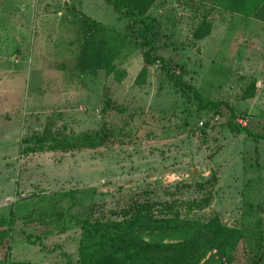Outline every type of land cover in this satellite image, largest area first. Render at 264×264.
Returning a JSON list of instances; mask_svg holds the SVG:
<instances>
[{
	"label": "rangeland",
	"instance_id": "rangeland-1",
	"mask_svg": "<svg viewBox=\"0 0 264 264\" xmlns=\"http://www.w3.org/2000/svg\"><path fill=\"white\" fill-rule=\"evenodd\" d=\"M82 15L117 31L126 23L102 0H0V217L17 219L10 259L74 261L75 219L117 220L134 201L179 209L206 193L208 205L189 216L242 231L231 264H250L257 246L264 256V140L229 131L225 106L198 111L157 64L138 77L142 49L132 42L115 58L117 75L79 73ZM147 15L159 23L158 54L183 68V81L264 133V21L221 0H154ZM46 125L111 136L95 149L20 154V140Z\"/></svg>",
	"mask_w": 264,
	"mask_h": 264
},
{
	"label": "trees",
	"instance_id": "trees-1",
	"mask_svg": "<svg viewBox=\"0 0 264 264\" xmlns=\"http://www.w3.org/2000/svg\"><path fill=\"white\" fill-rule=\"evenodd\" d=\"M153 1L102 0L119 19L126 22L122 31L80 16L75 69L81 74L103 71L105 75L115 76L119 72L115 58L127 43L132 42L142 49L143 66L138 77L145 72L146 66L157 64L177 90L192 98L198 111L218 115L220 108L225 106L230 112L225 123L229 131L244 134L253 141L264 140V133L251 132L236 123L233 109L225 102L207 99L197 89L187 85L182 79L183 68L158 54L159 23L147 15ZM221 4L240 15L254 16L264 21V0H221ZM206 33L207 27L202 24L195 30L194 36L201 38ZM176 69L179 71L176 72ZM253 91L254 84L249 83L241 98L252 97ZM115 110L122 111L117 106ZM110 136L111 133L106 130L65 135L51 131L50 126L46 125L40 133L21 139L19 152L26 155L95 149ZM208 202L209 193L197 200L184 202L179 209L170 202L134 201L115 214L119 217L117 220H98L89 216L75 219L79 230L76 259L62 264H231L235 259V250L244 238L242 231L222 224L214 215L189 216L193 211L203 210ZM15 220L11 211L7 217H0V247L4 246L0 264H46L10 259L11 232ZM25 239L33 244L39 236H34L30 241V235H26ZM257 240L258 243L261 241L260 238ZM250 264H264L259 246L255 248Z\"/></svg>",
	"mask_w": 264,
	"mask_h": 264
},
{
	"label": "built area",
	"instance_id": "built-area-1",
	"mask_svg": "<svg viewBox=\"0 0 264 264\" xmlns=\"http://www.w3.org/2000/svg\"><path fill=\"white\" fill-rule=\"evenodd\" d=\"M240 124V123H239Z\"/></svg>",
	"mask_w": 264,
	"mask_h": 264
}]
</instances>
